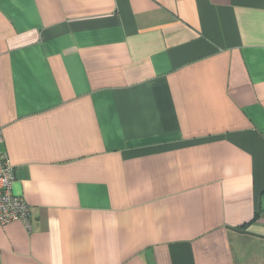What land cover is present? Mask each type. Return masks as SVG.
<instances>
[{
  "label": "crops",
  "instance_id": "obj_1",
  "mask_svg": "<svg viewBox=\"0 0 264 264\" xmlns=\"http://www.w3.org/2000/svg\"><path fill=\"white\" fill-rule=\"evenodd\" d=\"M0 128V264H264V0H0Z\"/></svg>",
  "mask_w": 264,
  "mask_h": 264
},
{
  "label": "built area",
  "instance_id": "obj_2",
  "mask_svg": "<svg viewBox=\"0 0 264 264\" xmlns=\"http://www.w3.org/2000/svg\"><path fill=\"white\" fill-rule=\"evenodd\" d=\"M2 141L3 134L0 128V144ZM14 179V167L8 163L0 150V224L20 220L29 231L31 229L29 205L22 197L13 193Z\"/></svg>",
  "mask_w": 264,
  "mask_h": 264
}]
</instances>
